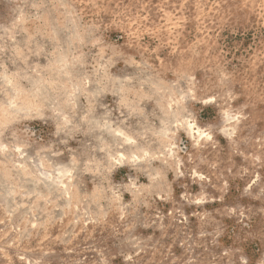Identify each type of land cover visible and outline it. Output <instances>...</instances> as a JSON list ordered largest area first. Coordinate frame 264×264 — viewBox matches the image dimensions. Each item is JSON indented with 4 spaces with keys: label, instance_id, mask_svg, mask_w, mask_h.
Instances as JSON below:
<instances>
[{
    "label": "rangeland",
    "instance_id": "rangeland-1",
    "mask_svg": "<svg viewBox=\"0 0 264 264\" xmlns=\"http://www.w3.org/2000/svg\"><path fill=\"white\" fill-rule=\"evenodd\" d=\"M0 264H264V0H0Z\"/></svg>",
    "mask_w": 264,
    "mask_h": 264
},
{
    "label": "bare ground",
    "instance_id": "bare-ground-1",
    "mask_svg": "<svg viewBox=\"0 0 264 264\" xmlns=\"http://www.w3.org/2000/svg\"><path fill=\"white\" fill-rule=\"evenodd\" d=\"M171 104V103H170ZM227 117V116H226ZM185 119V118H184ZM226 119H228V117L226 118ZM235 119V118H234ZM229 121L231 120V119H228ZM197 121V120H196ZM226 121V120H225ZM183 122V121H182ZM231 122V121H230ZM189 124V123H188ZM189 130H190V133L192 134V135H195V134H197V135H199V137L201 138L202 136H205V133H203L201 130H200V128H199V126L197 125V124H195V123H190L189 125ZM226 129V128H225ZM229 129V128H228ZM227 129V130H228ZM189 133V134H190ZM225 133H226V131H225ZM171 134V133H170ZM198 137V136H197ZM207 137V136H206ZM197 141V140H196ZM131 143V142H130ZM124 144V143H123ZM130 145V144H129ZM168 145V144H167ZM197 145V144H196ZM128 146V145H127ZM169 146V145H168ZM171 146V145H170ZM146 153V152H145ZM169 153V152H168ZM149 156V155H148ZM123 157V156H122ZM144 157H146V156H144ZM171 158V157H170ZM122 159V158H121ZM137 159V158H136ZM120 160V159H119ZM118 160V161H119ZM131 160V159H130ZM121 161V160H120ZM124 161V160H123ZM138 163V162H137ZM141 163H142V161H141ZM201 178V177H200Z\"/></svg>",
    "mask_w": 264,
    "mask_h": 264
}]
</instances>
